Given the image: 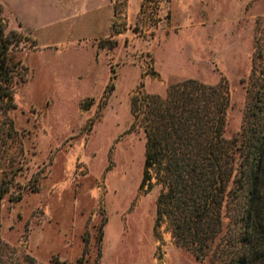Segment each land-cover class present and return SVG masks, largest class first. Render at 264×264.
<instances>
[{
    "label": "rangeland",
    "instance_id": "rangeland-1",
    "mask_svg": "<svg viewBox=\"0 0 264 264\" xmlns=\"http://www.w3.org/2000/svg\"><path fill=\"white\" fill-rule=\"evenodd\" d=\"M171 2L0 0L11 66L0 87L13 96L0 99V179L17 172L1 202V237L17 256L200 264L166 219L155 230L161 189L141 187L146 137L141 125L131 130V102L187 79L224 80L225 137L236 136L254 62L257 76L264 69V0H207L192 50L169 30Z\"/></svg>",
    "mask_w": 264,
    "mask_h": 264
},
{
    "label": "trees",
    "instance_id": "trees-1",
    "mask_svg": "<svg viewBox=\"0 0 264 264\" xmlns=\"http://www.w3.org/2000/svg\"><path fill=\"white\" fill-rule=\"evenodd\" d=\"M9 50L1 26L3 83L11 81ZM252 71L255 92L248 89L245 121L232 139L225 137L231 99L224 80L209 85L187 79L171 85L165 96L141 92L132 98L131 130L141 125L146 137L141 187L161 189L155 230L166 219L177 246L200 264H264V69L257 76L254 62ZM3 96L13 100L1 86ZM16 176L13 171L0 179V213ZM11 200L19 202L22 195ZM0 264L44 263L17 256L2 240L0 220Z\"/></svg>",
    "mask_w": 264,
    "mask_h": 264
},
{
    "label": "crops",
    "instance_id": "crops-1",
    "mask_svg": "<svg viewBox=\"0 0 264 264\" xmlns=\"http://www.w3.org/2000/svg\"><path fill=\"white\" fill-rule=\"evenodd\" d=\"M206 2L207 0H172L171 2L169 30H179L178 37L184 39L185 43L191 44L189 46L191 50L197 39L194 32L207 25L208 11L203 8ZM176 51L185 54V50L181 47Z\"/></svg>",
    "mask_w": 264,
    "mask_h": 264
}]
</instances>
